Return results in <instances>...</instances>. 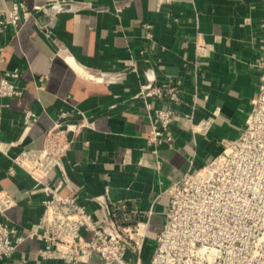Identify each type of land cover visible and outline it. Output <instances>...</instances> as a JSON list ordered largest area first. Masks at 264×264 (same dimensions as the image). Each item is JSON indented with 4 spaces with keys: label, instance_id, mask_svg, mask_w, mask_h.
<instances>
[{
    "label": "crops",
    "instance_id": "1",
    "mask_svg": "<svg viewBox=\"0 0 264 264\" xmlns=\"http://www.w3.org/2000/svg\"><path fill=\"white\" fill-rule=\"evenodd\" d=\"M22 1L31 8L57 0ZM70 1L76 4L70 11L53 16L35 11L16 32H0V78L19 69L23 89L21 96L0 97V139L13 142L10 155L40 148L59 113L72 120L82 111L93 126L76 136L47 184L76 197L95 218L97 200L104 198L135 210L129 223L138 218L147 224L142 252L147 263L164 220L165 188L218 153L221 141L235 138L244 125L264 59L261 0ZM9 6L0 0V8ZM100 72L121 75L106 81ZM148 75L158 83H181L171 145L148 140L146 106L169 105L138 96ZM27 109L37 115L29 127L23 123ZM11 166L0 152V190L16 200L8 220L25 233L39 220L47 195L20 168L9 173ZM152 221L160 227L150 246ZM40 246L24 241L0 264H63L40 259Z\"/></svg>",
    "mask_w": 264,
    "mask_h": 264
},
{
    "label": "built area",
    "instance_id": "2",
    "mask_svg": "<svg viewBox=\"0 0 264 264\" xmlns=\"http://www.w3.org/2000/svg\"><path fill=\"white\" fill-rule=\"evenodd\" d=\"M10 6L0 8V32L12 28L15 32L22 20L35 11L54 14L70 11L76 4L57 0L27 7L22 0H8ZM180 0H156L157 5ZM191 1V0H185ZM264 30V0H261ZM83 5V4H81ZM258 90L251 98L240 133L221 141V149L192 172L184 173L163 191L167 197L164 220L155 235L147 263L142 260L146 240V222L138 218L129 223L135 210L107 198L97 200V218L71 195L50 187L47 179L61 167L63 156L71 149L76 136L93 126L82 111L68 119L66 112L58 114L44 133L42 147L24 149L10 155L14 145L0 139V152L9 156L12 166L20 168L36 185H42L46 197L39 220L25 233L9 223L8 212L16 205L12 194L0 190V261L11 259L18 246L28 240L41 243L40 259H58L63 264H87L97 257L101 264H264V59L260 62ZM100 72L102 80L118 79ZM19 69L5 71L0 78V97L21 96L17 84ZM181 83L166 80L158 83L148 75L138 96L165 100L169 105H147L149 142L155 146L171 145L170 126L175 107L181 102ZM37 119L33 110L23 114V123L31 126ZM202 129L205 124L200 125ZM200 128V130H202Z\"/></svg>",
    "mask_w": 264,
    "mask_h": 264
},
{
    "label": "rangeland",
    "instance_id": "3",
    "mask_svg": "<svg viewBox=\"0 0 264 264\" xmlns=\"http://www.w3.org/2000/svg\"><path fill=\"white\" fill-rule=\"evenodd\" d=\"M160 227V221H152V224H151V229L150 231L148 232V244L151 246L152 243H153V235L155 234V232L157 231V229Z\"/></svg>",
    "mask_w": 264,
    "mask_h": 264
}]
</instances>
